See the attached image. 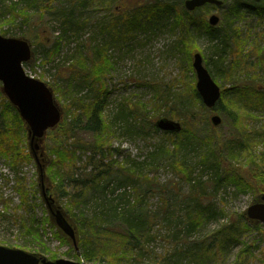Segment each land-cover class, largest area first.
<instances>
[{
    "label": "rangeland",
    "instance_id": "1",
    "mask_svg": "<svg viewBox=\"0 0 264 264\" xmlns=\"http://www.w3.org/2000/svg\"><path fill=\"white\" fill-rule=\"evenodd\" d=\"M110 1L68 0L63 6L73 7L74 21H78L69 26L54 14V6L45 9L43 2L36 6L37 2L0 0V34L30 42L32 59L24 69L52 88L56 102L66 115L65 129L69 137L49 135L41 144L46 155L43 162L46 195L55 198L70 224L75 226L78 238L86 240L114 226L118 219L113 214L115 207L121 212L142 199L140 204L148 211L160 208L163 197L159 193L141 196L139 182L147 177L169 188L172 195L169 204L175 214L156 220L149 235L144 237L143 248L132 256V264H264V225H252L243 215L254 198L264 194V103L256 105L234 92L223 95V111H217L222 122L213 127L209 123L213 114L199 110L191 95L193 88L196 91V76L192 72V56L196 52L202 56L204 66L221 90L232 88L236 82L262 85L263 64L255 48H264V12L259 17L255 10L241 5L236 9L237 15L226 21L222 9H235L233 6L238 2L222 0L226 1L222 7L208 5L192 13L205 19L215 14L220 18L219 35L230 32L228 46L221 53L223 68L218 71L214 65L219 61L215 42H210L208 35L197 27L176 25L174 8L158 12L152 18L144 16L141 27L124 35L121 32L126 25L123 12L140 0H114L112 8ZM170 1L186 11L185 0ZM16 2L20 3V8L28 7L26 18L12 19L8 7ZM114 20L118 22L115 24ZM222 24L225 28H221ZM190 37L195 39L197 48L187 53L183 49ZM54 42L60 46L59 53L46 57L48 46ZM103 53L109 56L110 66L100 67L98 58ZM240 57H247L252 70L234 71L227 80L223 69ZM75 68L83 74L78 77L74 74ZM177 96L187 97L184 104L193 108L198 116V129L193 139L179 153L178 162L186 174L178 172L170 162L152 164L151 153L158 148L165 150L172 140L161 132L142 130V124L161 117L183 126L182 115L176 118L171 114ZM100 99L103 117L112 122L103 136L104 156H96L97 162L100 161L102 169L112 172L120 167L135 169L140 181L122 183L114 174L111 180L100 183L95 190L77 199L69 179L60 185V165L49 167L51 159L56 160L55 156L50 158V150L94 141L97 135L83 130L87 121L84 109ZM165 99H169L167 103L162 102ZM3 103L0 98V106ZM127 103L134 105L135 110L143 105L144 111L140 108L136 119H125ZM232 112L235 121L228 116ZM137 126L138 131L130 132ZM16 133L23 136L21 148L29 159L23 156L12 164L11 160L0 156V245L40 254L50 260L95 264L81 258L82 249L76 251L55 236V233L62 234L51 223L41 199L37 166L30 155L22 124H18ZM90 155L84 147L77 150L76 177L84 173L85 167L88 171L92 169ZM250 177L253 183H258L257 190L249 186L247 178ZM50 179L57 182L53 184ZM60 190L66 195L62 196ZM189 196L200 198L204 208L203 223L193 231H188L190 228L185 225V215L192 206ZM224 228L228 231H223ZM111 241L112 237L108 236L104 243L109 246ZM211 241L215 243L212 246ZM197 242H206L204 245L214 252L209 257L200 256ZM111 250L107 248L106 253Z\"/></svg>",
    "mask_w": 264,
    "mask_h": 264
},
{
    "label": "trees",
    "instance_id": "2",
    "mask_svg": "<svg viewBox=\"0 0 264 264\" xmlns=\"http://www.w3.org/2000/svg\"><path fill=\"white\" fill-rule=\"evenodd\" d=\"M21 3L23 2H37L36 6H39V2L46 3L45 9H51L53 6V12L55 15L62 17L64 22L69 26L77 23L78 21H74V14H73V7L69 9L65 8L63 4L68 0H19ZM45 1V2H44ZM170 0H140L136 3H132V6H128L125 8L123 15L125 17V22L130 23L132 19H142L144 16L149 17L150 15L156 14V10L168 11L171 8L175 10V24L181 25L185 22L183 19H187V24L185 25L186 28L189 26L197 27L204 31L205 34L208 35L209 39L216 40L214 47L220 48V51H224L225 47L228 46L227 39L230 37V32L225 33V37L219 38V29L217 27H211L208 25L207 20L204 16H195V14L189 13L187 11H183L179 9V7H175V3H171ZM238 3L234 4L235 9L227 8V10L222 9L224 19L226 21H230L232 16L237 15V8L243 5L245 8L253 9L256 11V14L261 17L264 12V2H255L249 3L248 0H237ZM244 2V3H240ZM84 2L79 1V4ZM110 7L114 6V0L110 1ZM13 4V5H12ZM8 8V10L12 13V19L14 17L22 16L26 18L27 16V8H20L19 2L12 3ZM56 4V5H55ZM226 4V1H223L222 6ZM116 6V5H115ZM221 6V7H222ZM39 8V7H37ZM42 9V8H41ZM114 11V10H113ZM161 11V12H162ZM79 27V25H78ZM221 28H225V25L222 24ZM5 36V33H4ZM219 38V39H218ZM231 38V37H230ZM195 39L190 37L189 40L184 44L185 48L195 49L196 45L194 44ZM220 44V45H219ZM59 44L58 42L52 43L48 46V49L45 52L46 57H51L57 55L59 53ZM256 54L259 56L260 60L262 61L261 65V73L264 74V48H255ZM247 57H240V59L236 62H230L224 68V76L227 80H230V75L234 72V69L240 67L243 71L252 70V65L248 64L246 60ZM104 60V59H103ZM102 60V61H103ZM214 65L218 71L223 68V63L219 61H215ZM72 73V69H68ZM74 74L78 77L82 75V71L78 70V68L74 69ZM93 79H90L92 81ZM89 81V80H88ZM87 81V82H88ZM237 96H243L245 100H250L252 102H256V105L264 103V82L260 87L247 84H236L232 88H227L222 90L221 97L228 93H233ZM191 95L194 98V101L197 102V107L199 110L207 113L208 110L202 105L200 98L197 92L192 89ZM188 97V95H187ZM180 98L177 96L175 98V104L172 109V113L176 118L182 115L183 118V128L179 134H172L161 132L163 136L170 137L172 140V144L163 150L162 148L158 149L156 152H152L150 157L155 159L156 162L154 164H161L163 162H170L176 168L178 172L184 173L182 164L179 161V153L180 151L189 145V140H192L194 133L197 131V115L194 112V109L191 107H187L184 102L186 98ZM0 98L4 101L3 105L0 106V156L5 157L6 159L11 160L12 164H16L23 156L29 159V155L24 152V149L21 148L24 138L23 136H19L16 133V129L18 128V124H22L16 110L10 105L7 99L2 95L0 92ZM102 101L96 100L93 104L86 106L84 109V114L87 117V121L83 126L84 131H90L97 136L95 137L94 141L89 143H78L70 147L58 148L55 147L50 150V158L52 156L56 157V160L51 159V167L52 164L60 165V177L58 180H61L60 185L63 184V180L69 179L71 186L76 190L74 192V197L77 199L83 198L88 192L95 190L100 183L108 181L112 176L118 179L119 182H131L137 183L140 181V176L135 171V169H125L124 167H120L116 171L112 172L109 169H102L100 165V161L97 162L96 156H104V138L105 134L108 132L110 126L103 117V109H102ZM223 102L219 101L216 106V111L221 113L223 111ZM63 113V112H62ZM228 116L235 121L236 116L235 113L232 112L228 114ZM202 120V118H201ZM65 122H66V115L65 113L62 114L61 122L55 127L53 130H50L47 133V136H57L58 138L65 136V138L69 137L67 135V131L65 129ZM151 129L154 133H159L160 131L155 128L154 122L150 121L149 123L142 124V130ZM26 130V128H25ZM81 145V146H80ZM79 147H84L87 152H89L90 158L89 160L92 161L93 167L91 170H87V167L84 168V173L76 177L75 175V166L77 162L76 152ZM23 157V158H24ZM45 163V161H44ZM48 170H50L48 168ZM45 175H46V168H45ZM250 181L248 184L251 188L257 190V182L253 183L252 178H247ZM51 180V179H50ZM111 180V179H110ZM52 181V180H51ZM57 181H52L55 184ZM108 183V182H107ZM104 184L101 188H104ZM141 186V196L144 197L148 193H159L162 195L163 199L160 201V208L155 212H150L146 209L145 206L140 204V202L136 203L132 207H128L126 210L123 209L121 212L114 208L113 214L114 216L118 217L114 226L110 228H105L103 231L96 232L88 237L86 240L79 239L77 236V246L78 249H82L81 258H83L88 263H106V264H132L133 258L132 256L135 253L142 249V242L145 241L146 236L149 235L151 232V227L156 222L159 217L164 216H174L175 212L172 210V206L169 204V199L172 198L169 188L166 185H161L159 182H156L153 179L144 177L143 180L140 182ZM118 187V186H116ZM60 194L66 195L65 192L60 190ZM23 196H25L23 194ZM189 198L192 200L191 210L188 211L185 215V220L187 225L190 229L188 231H193L200 227L203 223V206L200 202V198L191 197ZM162 206V207H161ZM223 231L227 232L228 229L224 228ZM58 232V231H57ZM55 236L63 243H69L71 246V242L67 241V239L62 236L56 235ZM80 234L82 232L80 231ZM112 237V241L109 242V246H107L104 242L107 237ZM208 242V241H206ZM206 242H197V246H199L200 256L209 257L214 250H211L209 246H205L204 243ZM214 241L209 242L211 246L215 243ZM73 247V246H72ZM112 248L110 253H106L107 248ZM74 249V247H73Z\"/></svg>",
    "mask_w": 264,
    "mask_h": 264
},
{
    "label": "water",
    "instance_id": "3",
    "mask_svg": "<svg viewBox=\"0 0 264 264\" xmlns=\"http://www.w3.org/2000/svg\"><path fill=\"white\" fill-rule=\"evenodd\" d=\"M220 0H186L184 6L188 11H193L206 4L221 5ZM210 26L219 23V17L211 15L208 19ZM31 58L30 45L17 38L3 37L0 35V83L2 92L17 112L27 127L28 146L36 162L40 191L53 223L72 241L77 249L75 228L67 221L60 208L51 206L52 197L46 195L44 185V167L38 158L40 142L45 133L58 125L61 113L54 101L52 91L42 82L29 78L22 69V63ZM192 66L196 70V90L207 109H214L221 92L219 86L213 81L210 73L203 65L202 57L195 53ZM213 126L221 124L218 115L210 117ZM155 127L163 132L179 133V122L161 118L156 120ZM42 157L43 155L40 154ZM246 217L255 223L264 225V196L255 200L245 211ZM0 264H87L83 261L74 262L66 259L54 261L40 254L26 252L16 248L0 245Z\"/></svg>",
    "mask_w": 264,
    "mask_h": 264
},
{
    "label": "bare ground",
    "instance_id": "4",
    "mask_svg": "<svg viewBox=\"0 0 264 264\" xmlns=\"http://www.w3.org/2000/svg\"><path fill=\"white\" fill-rule=\"evenodd\" d=\"M197 10H199L198 8H196V9H194L191 13H193V12H196ZM162 10H156L155 12H161ZM158 13H156V14H153V15H150L148 18H152V17H154L155 15H157ZM185 22H183V24H181V25H178V26H184L185 27V25L187 24V19H183ZM207 21H208V18L206 19ZM125 21V20H124ZM115 24L118 22V21H113ZM144 21H142V19H132L131 21H130V23H128V22H126V25H124L125 26V30L123 31V30H121V32H122V34H130L131 32H133V31H135V30H137L139 27H141V25H142V23H143ZM123 26V27H124ZM226 33V32H225ZM225 33L224 34H222L219 38H221L222 36L223 37H225ZM218 38V39H219ZM213 42H216V40H212ZM210 42H211V40H210ZM214 45H215V43H214ZM220 45V44H219ZM220 48H217L216 49V51H217V53H218V56H219V58H218V60H219V62L220 63H223V59H222V57H221V53H223L222 51H220L219 50ZM109 50V49H108ZM183 50H185L187 53H188V51H190V50H188V49H186V48H184ZM104 55H100V58H98V61L100 62V67H107V66H110L109 65V56L106 54V53H103ZM195 54V53H194ZM194 54H193V56H192V58L194 57ZM191 55V54H190ZM104 59V60H103ZM103 60V61H102ZM207 69V68H206ZM238 70H241L240 69V67H238V68H236V69H234V71H238ZM207 71H208V69H207ZM192 72H194L195 73V76H196V70L194 69V67H192ZM209 72V71H208ZM168 100L169 99H165L164 101H162V102H164V103H167L168 102ZM174 104H175V99H174ZM141 107H139V106H137V109L135 110V107H134V105H132L131 103H127L126 104V108L124 109L125 110V114H124V118L125 119H127V118H130V117H133L134 119H136V117H137V114H138V110L140 109ZM144 106L142 105V108H141V111H144ZM206 110H208V109H206ZM208 111H210L211 112V110H208ZM212 113V112H211ZM143 114H145V113H143ZM123 118V119H124ZM161 118H166V117H161ZM161 118H159V119H161ZM111 120H109V121H107V123L109 124V125H111V122H110ZM130 126H134V125H130ZM138 126L137 127H133L131 130H130V132L131 131H138ZM126 130L128 131L129 130V127L128 128H126ZM158 149H160V148H158ZM151 161H152V164H154L155 162H156V160L155 159H152L151 158ZM135 171H137V170H135ZM138 173V172H137ZM51 206L53 207V208H55L56 206H57V202H56V200H55V198L54 197H52V202H51Z\"/></svg>",
    "mask_w": 264,
    "mask_h": 264
}]
</instances>
